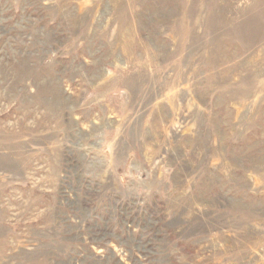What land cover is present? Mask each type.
I'll return each mask as SVG.
<instances>
[{
    "label": "rangeland",
    "instance_id": "1",
    "mask_svg": "<svg viewBox=\"0 0 264 264\" xmlns=\"http://www.w3.org/2000/svg\"><path fill=\"white\" fill-rule=\"evenodd\" d=\"M0 264H264V0H0Z\"/></svg>",
    "mask_w": 264,
    "mask_h": 264
}]
</instances>
